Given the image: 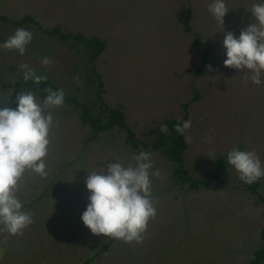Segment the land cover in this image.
Returning a JSON list of instances; mask_svg holds the SVG:
<instances>
[{"label": "rangeland", "instance_id": "rangeland-1", "mask_svg": "<svg viewBox=\"0 0 264 264\" xmlns=\"http://www.w3.org/2000/svg\"><path fill=\"white\" fill-rule=\"evenodd\" d=\"M228 11L221 25L210 13L213 0H1L0 14L20 19L31 14L45 28L60 25L65 33L97 36L106 42L97 59L108 106L120 105L137 138L153 141L165 118L181 119L188 107L192 142L184 152L187 169L205 178L219 156L232 148L256 151L264 166V74L261 83L243 80L247 69L224 65L228 31L239 38L256 23L252 6L264 0H224ZM18 28L33 34L26 53L0 49V108L7 106L15 82L28 64L48 76L66 97H77L97 114L98 82L82 42L49 37L35 27L0 21V43ZM199 38L204 46L194 43ZM204 47L209 59L202 66ZM51 63H41L43 57ZM211 65V69H209ZM79 77V82L75 77ZM38 102H43L35 95ZM47 176L27 171L17 196L33 223L23 235L0 232V264H247L262 245L264 202L246 190L234 167L210 187L191 189L175 183L174 163L153 148L133 149L127 132L115 127L95 139L81 121V108L63 103L51 109ZM211 133L212 141L206 142ZM140 151L151 153L154 171L151 198L157 209L141 243L93 234L81 216L91 195L86 179L104 162L135 164ZM227 186V187H226ZM260 193L264 195V177ZM2 227V226H0Z\"/></svg>", "mask_w": 264, "mask_h": 264}, {"label": "clouds", "instance_id": "clouds-1", "mask_svg": "<svg viewBox=\"0 0 264 264\" xmlns=\"http://www.w3.org/2000/svg\"><path fill=\"white\" fill-rule=\"evenodd\" d=\"M209 11L221 24L228 11L224 0H213ZM252 14L256 23L242 30L239 38L228 31L223 40L227 59L226 67L247 69L243 80L250 78L253 83L260 84L264 74V3L252 6ZM33 40V34L18 28L6 41L0 43V49L17 50L24 55L27 46ZM51 59L43 57L41 63L49 65ZM211 69V65L208 66ZM25 81L33 80L36 84L46 81V75H37L35 69L28 64L19 65ZM79 82V77H75ZM48 95L43 102H38L31 91H22L15 97L18 107L0 108V232L11 235H23V230L33 223V215L23 211V203L17 196L19 182L27 171L42 177L47 176L45 158L49 152V133L53 125L51 109L60 107L65 100L63 89H46ZM190 119L177 123L174 128L186 143L192 137L186 135L191 129ZM160 131L167 133V125H161ZM212 135L206 142L212 141ZM135 164L125 166L122 162L108 163L104 161L101 170L91 171L86 179L87 189L91 195L90 203L81 219L93 234H104L125 243H141L147 231L150 218H155L157 209L151 198V177L160 178L159 169L151 171L153 164L151 153L140 151L132 157ZM227 163L239 173V178L246 184H252L264 177V166L256 151H242L232 148L227 153ZM227 187V186H226Z\"/></svg>", "mask_w": 264, "mask_h": 264}, {"label": "trees", "instance_id": "trees-1", "mask_svg": "<svg viewBox=\"0 0 264 264\" xmlns=\"http://www.w3.org/2000/svg\"><path fill=\"white\" fill-rule=\"evenodd\" d=\"M1 2V0H0ZM0 21H5L12 23L20 27H35L38 29L41 34H45L49 37H56L62 41H78L84 44V47L87 52V59L91 70L95 73L96 81L98 82L97 89V98L100 100L101 108L95 114L89 106L78 101L77 97H66L64 103L73 105L74 107L81 108V121L84 126H91L93 129V134L91 140L95 139L101 132L112 130L115 127L125 130L127 132L125 141L133 149H149L153 148L161 153L164 157L168 158L171 162L174 163L172 169V176L175 180V183L186 184L191 189H199L201 187H210L214 182L220 181L226 174L229 167L227 163V153L219 156L215 163V168L205 177V178H195L191 172L186 167V162L184 159V152L189 147V143L185 142L184 137L175 131L174 126L177 123H181L184 120L189 119L188 107L192 101H195L199 97V93L196 92L195 96L185 103L186 114L181 119L174 118H165L162 120L157 127V134L153 141H146L144 139L137 138L128 122L126 116L123 112V109L120 105L115 107L108 106L104 100V83L101 73L97 69V59L104 53L106 49V42L97 36H85L81 33H65L62 30L60 25H55L52 28H45L42 24L36 19L35 16L31 14H26L22 18L16 20L9 18L5 14H0ZM194 43L198 46H204L199 38H196ZM204 57L202 66L197 69L195 72V77L201 75L209 62L207 56V49L204 47ZM48 77V76H47ZM52 88L53 90H59V88L53 83V81L48 77L46 81H42L39 84H36L33 80L25 81L23 75L18 79L13 87V91L10 94V100L6 107L16 108L18 104L15 102V97L22 91H31L37 95L41 100H44L48 95L46 89ZM167 125V133L161 132V125ZM243 151L241 147H238ZM261 179L257 180L252 184L244 183L246 190L250 193L259 197V202H264V195L260 193ZM262 235V245L257 248L254 252L253 258L247 264H264V226L261 230ZM115 239L110 238L104 246L97 252V255L105 253L111 245L114 243ZM94 260V257L86 259L81 264H90Z\"/></svg>", "mask_w": 264, "mask_h": 264}]
</instances>
